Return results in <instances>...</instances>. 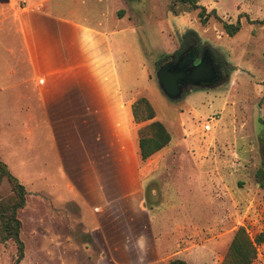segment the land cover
I'll list each match as a JSON object with an SVG mask.
<instances>
[{
    "label": "rangeland",
    "instance_id": "rangeland-1",
    "mask_svg": "<svg viewBox=\"0 0 264 264\" xmlns=\"http://www.w3.org/2000/svg\"><path fill=\"white\" fill-rule=\"evenodd\" d=\"M74 1L79 7V21L103 9L108 31H122L118 45L109 36L110 47L114 51L118 47L120 66H135L134 80L130 78L133 93L149 102L156 119L171 135L172 143L162 156L165 170L160 167L156 171L158 181L148 187L149 178L144 179L146 194L152 186L161 190L165 197L161 208L168 200L177 201L174 192L193 195L192 203H203L206 208L217 203L221 208L234 209L233 226L245 227L251 237L264 231V187H260L258 173L264 172V23L247 21L264 19V0H199L207 13L215 10L220 19L209 17L204 24L198 20L199 10L174 0ZM5 2L0 0V14ZM237 21L240 29L229 37L221 22L234 25ZM2 30L0 24V50L5 41ZM188 31L187 39L196 36L224 58L228 73L219 86L196 87L172 102L161 91L156 72L166 56L179 51L180 39ZM6 122L0 118V160L27 192L25 206L17 213L24 244L20 264H112L101 245V232L94 231L95 217L83 189L75 183L77 169L72 172L68 166L70 137L57 136L60 165L47 129L42 135H33V142L22 153L26 136L22 140L19 120H13L9 128ZM206 122L210 125L207 132L203 130ZM140 124L143 127L148 122ZM86 173L92 172L86 168ZM224 192L230 198H224ZM10 195L9 184L3 179L0 197ZM88 236L94 238L105 257L85 241ZM132 239L125 264H138L132 255ZM209 249H215L217 255L206 264H219L226 246L221 243ZM15 255L12 242L0 241V264H13ZM253 264H264V243L257 247Z\"/></svg>",
    "mask_w": 264,
    "mask_h": 264
},
{
    "label": "crops",
    "instance_id": "crops-1",
    "mask_svg": "<svg viewBox=\"0 0 264 264\" xmlns=\"http://www.w3.org/2000/svg\"><path fill=\"white\" fill-rule=\"evenodd\" d=\"M77 5L74 0H6L0 14L5 34L0 50V118L7 121V128L19 120L22 140L27 139L22 141V153L33 135L47 129L60 165L57 136L70 137L68 166L72 172L77 169L75 183L83 189L95 217L94 231L101 232L110 263H126L131 237L138 264H168L175 259L206 264L217 255L210 247L229 246L238 228L233 226L234 209L217 203L199 206L191 201L195 196L178 192L172 195L176 202L168 200L161 208L165 198L161 190L152 186L146 194L144 179L149 178L147 187L158 181L156 171L165 170L162 156L168 148L141 161L142 125L132 115L137 98L130 78L134 80L135 66H120L118 47L116 51L110 47L109 36L118 45L123 33L108 31L103 9L79 21ZM67 210L71 212L69 206ZM85 241L105 257L92 236Z\"/></svg>",
    "mask_w": 264,
    "mask_h": 264
},
{
    "label": "trees",
    "instance_id": "trees-1",
    "mask_svg": "<svg viewBox=\"0 0 264 264\" xmlns=\"http://www.w3.org/2000/svg\"><path fill=\"white\" fill-rule=\"evenodd\" d=\"M177 3L188 5L192 10H199L198 20L204 24L209 17L220 21L215 10L206 12L205 8L198 4L199 0H174ZM250 24L264 23L261 21L247 20ZM222 23L224 32L232 37L240 29L237 21L234 25ZM190 31L183 35L186 40ZM184 48L182 43L178 52ZM177 52V53H178ZM132 115L135 123L148 122L139 130V154L141 161H146L152 155L162 152L170 147L172 143L171 135L165 126L156 119L155 112L149 102L144 98H138L132 104ZM260 173V187H264V172ZM5 179L9 184L11 195L2 199L0 197V241L2 243L12 242L16 248V255L13 264H20L24 258V244L20 239L21 221L17 217L19 210L25 206L26 190L25 187L9 172L5 163L0 160V183ZM264 243V231L251 237L245 227H238L227 247L226 253L220 264H253L257 258V247ZM168 264H187L186 262L175 259Z\"/></svg>",
    "mask_w": 264,
    "mask_h": 264
},
{
    "label": "water",
    "instance_id": "water-1",
    "mask_svg": "<svg viewBox=\"0 0 264 264\" xmlns=\"http://www.w3.org/2000/svg\"><path fill=\"white\" fill-rule=\"evenodd\" d=\"M196 60L192 53L182 57L170 70L171 62L166 63L156 72L158 85L167 99L172 102L180 100L188 92L187 85L202 89L211 88L222 78L216 70L209 50H205L196 65L190 66Z\"/></svg>",
    "mask_w": 264,
    "mask_h": 264
},
{
    "label": "flooded vegetation",
    "instance_id": "flooded-vegetation-1",
    "mask_svg": "<svg viewBox=\"0 0 264 264\" xmlns=\"http://www.w3.org/2000/svg\"><path fill=\"white\" fill-rule=\"evenodd\" d=\"M183 42H184L183 50L181 52L166 56L164 58L165 60L159 65L158 70L168 62H171V65L169 67V69L171 70L173 66L178 62L179 59H181L184 56L189 57L191 53L194 56H196V60L190 66L196 65L199 62V59L202 56L203 52L205 50H209L210 55L213 58L214 64L216 66V70L220 72V74L222 75L221 80L216 85L212 86L211 88H215L219 86L220 84H222L224 80L226 79V75L228 73L227 71L228 65L226 64L224 58L218 55L217 53H215L214 50L210 46H208L206 43L204 44L200 42V40L196 36L194 38L189 37L186 40H184L182 37V39H180V44L182 45ZM186 89L190 91V90L196 89V87H190L187 85Z\"/></svg>",
    "mask_w": 264,
    "mask_h": 264
},
{
    "label": "built area",
    "instance_id": "built-area-1",
    "mask_svg": "<svg viewBox=\"0 0 264 264\" xmlns=\"http://www.w3.org/2000/svg\"><path fill=\"white\" fill-rule=\"evenodd\" d=\"M203 130L204 131H210V125H209V123L208 122H206V124L205 125H203Z\"/></svg>",
    "mask_w": 264,
    "mask_h": 264
}]
</instances>
